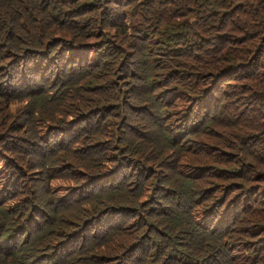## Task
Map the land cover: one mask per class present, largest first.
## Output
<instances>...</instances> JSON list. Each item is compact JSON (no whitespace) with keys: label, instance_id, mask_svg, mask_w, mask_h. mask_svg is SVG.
<instances>
[{"label":"trees","instance_id":"obj_1","mask_svg":"<svg viewBox=\"0 0 264 264\" xmlns=\"http://www.w3.org/2000/svg\"><path fill=\"white\" fill-rule=\"evenodd\" d=\"M263 38L264 0H0V264H264ZM101 64L118 84L95 81ZM194 183L206 212L253 234L240 259L184 210L157 224Z\"/></svg>","mask_w":264,"mask_h":264},{"label":"rangeland","instance_id":"obj_2","mask_svg":"<svg viewBox=\"0 0 264 264\" xmlns=\"http://www.w3.org/2000/svg\"><path fill=\"white\" fill-rule=\"evenodd\" d=\"M113 30H116L114 27H112ZM127 30L130 31V27H127ZM262 44V51L261 54L259 56V59L256 61V63L258 64V68L255 69L256 73L259 76H262V81H264V38L262 39L261 43ZM256 54V51L252 52V55L248 56V61H252V56H254ZM254 61V60H253ZM133 65L128 64L126 66H124L122 69L124 71H128L129 67H132ZM101 71L100 74H96L95 76V81L98 82H104L106 83L107 81H110L111 84H118L117 80L122 76V74H118L119 70L118 69H111L108 67H104L103 68V64L100 65ZM13 73L14 75H16V77H20L22 75V69L20 66H15L13 68ZM223 81V79H219L216 82H213L211 85L210 90L207 92L206 96L204 97V101L203 104L205 106H207L208 111L210 112H214L215 114H218V103H220V95L218 93V91H220V86H224V84H221V82ZM264 84V83H263ZM15 85L17 86H21V82H16ZM121 85V84H119ZM204 84L202 82H195L189 86L186 87L185 89V94H184V99L183 100H178L177 106L178 109L174 112L175 115H179L178 118H175L174 123L176 122V120H180L179 123H175V125H179L180 129H183V119L181 117V113L180 111H183V109L185 107H188L187 105V101H188V97H186V94H188L189 90H191L189 93V95H192V93H196V94H200L204 91ZM192 97V96H191ZM198 96H194L192 98V104L195 105L196 108V114L199 112L198 107H197V102H198ZM15 103H19L18 101H15ZM180 137H175V142L177 143V145L181 144L180 143ZM188 146V143L185 144V147ZM202 146L204 148H206L209 151H213L214 148L212 146H210L209 144H206L205 142L202 143ZM229 157L231 158L230 162L227 163L228 168L233 167V162H235L237 159L240 158V154L235 150L232 149L230 150V152L228 153ZM250 154H253L250 152ZM181 158H180V167H179V171H181L182 173H188V172H196L198 170V167L195 163L193 162H188L187 158L185 156L188 155V151H182L180 152ZM199 155L198 150H193V155L191 156L192 158H196ZM189 157V156H188ZM249 161V168H251L255 163H254V158L251 157L250 159H248ZM120 171V170H119ZM131 173V172H130ZM147 175V174H146ZM230 177V174L228 173V176L226 179H224L223 183L220 186L229 184L232 180ZM53 183H56L53 182ZM129 185H131V183L129 182ZM206 186H209V184L207 183ZM131 187L135 188L136 185H131ZM183 187L177 186L175 188H173L172 193H173V201L170 202V206H165L164 211L167 214V219L166 220H160L157 221L158 225H162V227H168L170 226L169 224L172 223L170 222V218L171 217H175L176 214L180 211V210H184V215L186 219H189L192 224L195 226V224L197 225V230L199 231V234L203 233V232H218L219 230H221V232L223 234H228L229 235V244L230 247L232 249V253L233 255V259L236 258H241L244 253L245 250H247L248 248H251L255 245V238H253V234L248 230L242 229V228H237L236 224L234 222H229V217H227L226 215L223 216V220L222 218H217L216 214H213L210 211L206 212V210H204V208L206 207V205H202L199 204L197 202L196 196L199 190V184L198 183H194L192 185V187H188L186 188V191H182ZM152 189L150 188H145L144 192L147 191H151ZM249 191H252V188H249ZM167 192L164 191V194ZM189 202H191L192 206H190L189 211H188V205ZM95 197H91L89 198L84 204H90L93 205L95 204ZM100 207H102V205H100ZM82 209V207H81ZM98 209V207H96V210ZM96 211H92L90 213H85L86 215H92L95 214ZM185 220V219H184ZM184 222V221H183ZM161 227V229H162ZM186 227H190V225L183 223V228H181L179 230L178 233L184 232L183 229H186ZM187 236V235H186ZM180 237V236H178ZM165 241L167 242V239H165ZM182 244H186V242H181ZM186 248V247H185ZM196 258V256H195ZM197 259V258H196ZM202 264H206L207 260H199ZM191 263V262H190ZM237 264V263H236Z\"/></svg>","mask_w":264,"mask_h":264}]
</instances>
